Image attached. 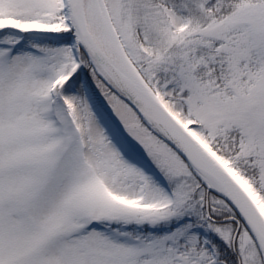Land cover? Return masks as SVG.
Wrapping results in <instances>:
<instances>
[{
	"label": "snow or ice",
	"instance_id": "6c2138e0",
	"mask_svg": "<svg viewBox=\"0 0 264 264\" xmlns=\"http://www.w3.org/2000/svg\"><path fill=\"white\" fill-rule=\"evenodd\" d=\"M0 264H264V0H0Z\"/></svg>",
	"mask_w": 264,
	"mask_h": 264
}]
</instances>
